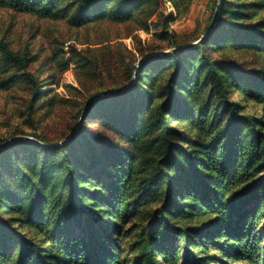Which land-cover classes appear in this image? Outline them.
I'll return each instance as SVG.
<instances>
[{
	"label": "trees",
	"instance_id": "1",
	"mask_svg": "<svg viewBox=\"0 0 264 264\" xmlns=\"http://www.w3.org/2000/svg\"><path fill=\"white\" fill-rule=\"evenodd\" d=\"M151 1L0 7L147 29L149 9L137 15ZM172 18L156 21L172 46L201 37L179 41ZM143 52L136 60L154 50ZM32 57L0 37V66L34 84L29 109L54 83L27 72ZM122 61L123 82L103 92L131 81L135 66ZM81 110L67 134L33 132L0 149V264H264V0H221L199 44L143 60L125 91Z\"/></svg>",
	"mask_w": 264,
	"mask_h": 264
},
{
	"label": "rangeland",
	"instance_id": "2",
	"mask_svg": "<svg viewBox=\"0 0 264 264\" xmlns=\"http://www.w3.org/2000/svg\"><path fill=\"white\" fill-rule=\"evenodd\" d=\"M176 1L177 9L171 0H162L159 5L152 0L142 8L143 13L137 16L148 9L150 12L147 29L133 21H99L77 26L67 17H40L0 7V37L14 50L33 56L27 72L38 76L39 82L54 77V83L49 85L51 91L40 94L29 109L34 84L15 67L0 66V139L31 137L29 134L33 132L56 138L67 134L91 94L123 82L122 60L135 66L143 51L152 49L154 54L174 47L158 36L156 21L160 16L172 13L168 29L179 41L202 36L213 15V0ZM237 55L241 59L250 58L247 53ZM80 57L88 59L91 67L80 65L77 61ZM93 63H97L96 69ZM41 85L38 84V89ZM50 101L52 107L47 105ZM210 254L218 253L211 250Z\"/></svg>",
	"mask_w": 264,
	"mask_h": 264
},
{
	"label": "water",
	"instance_id": "3",
	"mask_svg": "<svg viewBox=\"0 0 264 264\" xmlns=\"http://www.w3.org/2000/svg\"><path fill=\"white\" fill-rule=\"evenodd\" d=\"M220 3H221V0H217L216 2V5H215V8H214V11H213V15H212V18L210 20V23L206 29V31L204 32V34L199 38L197 39L196 41L194 42H191V43H187V44H184V45H180V46H177V47H172L171 49L167 50V51H162V52H158V53H154V54H150L148 56H145L143 58H140L139 60H137L136 64H135V70H134V73H133V76H132V79L131 81L129 82V84H127L126 86H124L123 88L121 89H118V90H115V91H107V92H102V93H98L96 96L94 97H97L99 95H103V94H114V93H119V92H123L125 91L128 86L130 85V83L135 79L136 77V73H137V67L138 65L140 64V62H142L143 60L147 59V58H152V57H155V56H159V55H163V54H166V53H172V52H176V51H180V50H184V49H187V48H190L191 46L193 45H197L201 42V40L203 39V37L213 28L214 24H215V21H216V17H217V13H218V10H219V7H220ZM93 98H91L90 100H88V102L83 106L82 110H81V115L87 110V104L92 100ZM79 122H80V119L78 120V122L75 124L74 128H73V131H72V134L76 131L78 125H79ZM72 134H70L67 138H65L64 140H61V141H58V142H55V143H52V144H49V145H60L62 143H64L65 141L69 140L72 136ZM28 139V140H34L33 138L31 137H28V136H16V137H11L10 139H8L6 142H4L2 145H0V149L6 145L7 143L11 142L12 140H15V139ZM46 145V144H45Z\"/></svg>",
	"mask_w": 264,
	"mask_h": 264
}]
</instances>
